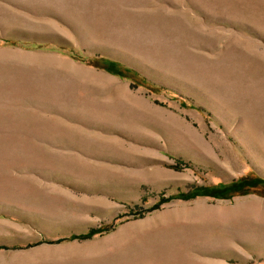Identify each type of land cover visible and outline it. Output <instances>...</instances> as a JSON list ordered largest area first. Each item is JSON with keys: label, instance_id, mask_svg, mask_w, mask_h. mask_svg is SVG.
<instances>
[{"label": "rangeland", "instance_id": "obj_1", "mask_svg": "<svg viewBox=\"0 0 264 264\" xmlns=\"http://www.w3.org/2000/svg\"><path fill=\"white\" fill-rule=\"evenodd\" d=\"M0 264H264V0H0Z\"/></svg>", "mask_w": 264, "mask_h": 264}, {"label": "trees", "instance_id": "obj_2", "mask_svg": "<svg viewBox=\"0 0 264 264\" xmlns=\"http://www.w3.org/2000/svg\"><path fill=\"white\" fill-rule=\"evenodd\" d=\"M122 70V69H121ZM124 71H126V70H124Z\"/></svg>", "mask_w": 264, "mask_h": 264}]
</instances>
